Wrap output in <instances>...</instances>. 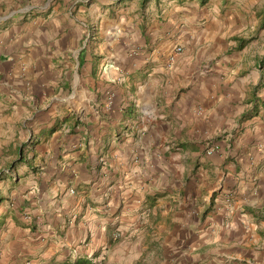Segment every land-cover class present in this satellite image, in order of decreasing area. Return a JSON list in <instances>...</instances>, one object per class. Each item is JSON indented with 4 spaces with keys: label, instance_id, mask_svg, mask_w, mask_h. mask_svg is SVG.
Segmentation results:
<instances>
[{
    "label": "crops",
    "instance_id": "crops-1",
    "mask_svg": "<svg viewBox=\"0 0 264 264\" xmlns=\"http://www.w3.org/2000/svg\"><path fill=\"white\" fill-rule=\"evenodd\" d=\"M252 9L0 0V264H264Z\"/></svg>",
    "mask_w": 264,
    "mask_h": 264
},
{
    "label": "rangeland",
    "instance_id": "rangeland-1",
    "mask_svg": "<svg viewBox=\"0 0 264 264\" xmlns=\"http://www.w3.org/2000/svg\"><path fill=\"white\" fill-rule=\"evenodd\" d=\"M252 12H255L253 9H252ZM263 14L264 15V10H262L261 12H259V14ZM255 14V16L257 17V12H255L254 13ZM258 14V15H259ZM245 22H246V24H247V18H245ZM247 27V26H246ZM257 30H258V25H257V29H256V32H257ZM255 31L253 32V34L254 35H256L255 33H256ZM250 38H252V37H250V34H249V38L247 39V41H251L252 39H250ZM78 80H79V78H78ZM41 140V139H40ZM39 140V141H40ZM12 156H16V155H14V154H12ZM6 165L7 164H5L4 163V160H2V159H0V175H1V173H8L9 174V177L10 178H8L7 179V183L6 184H4V183H0V193H1V195H2V197H4V198H6L3 202H2V206L6 209L7 207H10V205L12 204V205H14V203H15V200H16V198H15V196L14 195H12V194H17V193H22V195H24V194H27L26 192L29 190V187H27L26 188V190L24 191L23 190V186H22V184H24L25 183V181H26V184L27 183H30V181L28 180L27 181V179H30V178H25L24 180V182H23V179H21V180H19V182L16 184L15 182H13L12 180V178H16V176H19L21 173H20V171H15L14 169H12V168H8V169H6ZM33 172V171H32ZM33 176V175H32ZM23 182V183H22ZM21 184V185H20ZM26 186H28V185H26ZM8 195H9V197H8ZM14 202V203H13ZM29 205V204H28Z\"/></svg>",
    "mask_w": 264,
    "mask_h": 264
},
{
    "label": "built area",
    "instance_id": "built-area-1",
    "mask_svg": "<svg viewBox=\"0 0 264 264\" xmlns=\"http://www.w3.org/2000/svg\"><path fill=\"white\" fill-rule=\"evenodd\" d=\"M170 60H172L171 57H170ZM215 148H216V147L212 148L208 153H209V154L212 153V152L214 151Z\"/></svg>",
    "mask_w": 264,
    "mask_h": 264
},
{
    "label": "trees",
    "instance_id": "trees-1",
    "mask_svg": "<svg viewBox=\"0 0 264 264\" xmlns=\"http://www.w3.org/2000/svg\"><path fill=\"white\" fill-rule=\"evenodd\" d=\"M4 176V173L3 174H1V176H0V179L2 178ZM1 198V197H0Z\"/></svg>",
    "mask_w": 264,
    "mask_h": 264
}]
</instances>
